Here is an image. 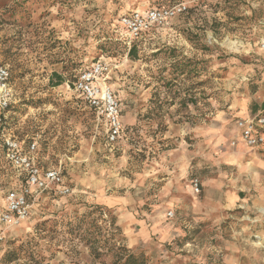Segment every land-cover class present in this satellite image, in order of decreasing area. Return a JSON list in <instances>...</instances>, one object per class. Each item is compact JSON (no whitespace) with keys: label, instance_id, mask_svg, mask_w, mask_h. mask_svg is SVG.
I'll return each instance as SVG.
<instances>
[{"label":"rangeland","instance_id":"rangeland-1","mask_svg":"<svg viewBox=\"0 0 264 264\" xmlns=\"http://www.w3.org/2000/svg\"><path fill=\"white\" fill-rule=\"evenodd\" d=\"M178 4L145 40L118 22ZM0 60L13 94L0 210L21 186L2 133L37 142L72 190L43 193L0 232V264H264V170L232 145L264 82V0H0ZM99 60L120 106L114 143L72 86Z\"/></svg>","mask_w":264,"mask_h":264},{"label":"built area","instance_id":"built-area-1","mask_svg":"<svg viewBox=\"0 0 264 264\" xmlns=\"http://www.w3.org/2000/svg\"><path fill=\"white\" fill-rule=\"evenodd\" d=\"M187 6L154 7L145 11L134 10L120 17V27L126 32L131 43L145 40L154 31L167 27L172 20L184 14ZM108 66L102 60L80 72L72 86L88 104L99 120L108 126L109 142L114 143L122 133L119 101L107 83ZM11 73L0 60V128L5 126L6 112L12 103L10 86ZM69 86V85H68ZM70 87V86H69ZM236 146L242 142L249 149L264 151V109L255 115L235 121ZM5 131V129L3 130ZM1 146L6 161L16 171L21 186L6 195L5 208L0 210V230L18 228L26 222L32 212V203L43 193L50 191L58 195H70L72 190L65 185L60 169H44L38 162V143L32 142L25 149L17 138L2 133ZM193 190L200 193L198 179L192 181ZM173 214H169L172 216ZM3 234V233H2ZM3 236L0 238L2 239Z\"/></svg>","mask_w":264,"mask_h":264},{"label":"crops","instance_id":"crops-1","mask_svg":"<svg viewBox=\"0 0 264 264\" xmlns=\"http://www.w3.org/2000/svg\"><path fill=\"white\" fill-rule=\"evenodd\" d=\"M258 97H259V99L256 100V102H257V110L254 109V108L250 109L249 107H246L247 106L246 105L245 108L242 109V111H240L241 115L237 119L248 117V116H251V115H255V114L259 113L260 111H262L264 109V82L259 87ZM234 128H235V123H234ZM235 131H236V129H235ZM237 148H238V151H244L245 149H247L249 151H252L253 154L256 155V161L255 162H256L258 168L261 169V170H264V151L263 150H261V149H249L246 146H244L242 144V142H238L237 143ZM42 196L43 195L39 196V198L37 200L38 202L41 200ZM3 207L5 208V204H4ZM0 232H1V230H0Z\"/></svg>","mask_w":264,"mask_h":264},{"label":"trees","instance_id":"trees-1","mask_svg":"<svg viewBox=\"0 0 264 264\" xmlns=\"http://www.w3.org/2000/svg\"><path fill=\"white\" fill-rule=\"evenodd\" d=\"M158 7H160V6H158ZM162 7H164V6H162ZM166 7V6H165ZM119 20H120V18H119ZM119 20H118V22H119ZM120 25V24H119ZM57 78H58V82L56 83V84H54L55 86H60L62 83H63V81H62V76L61 75H58V74H54ZM123 264H147V262H146V260L145 259H143V258H138V257H136V256H134V255H129L127 258H126V260H125V262L123 263Z\"/></svg>","mask_w":264,"mask_h":264}]
</instances>
